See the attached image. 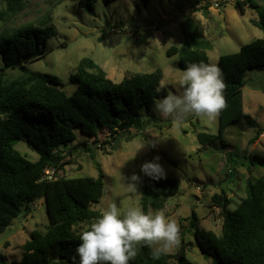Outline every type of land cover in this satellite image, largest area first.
I'll return each mask as SVG.
<instances>
[{"label":"rangeland","instance_id":"1","mask_svg":"<svg viewBox=\"0 0 264 264\" xmlns=\"http://www.w3.org/2000/svg\"><path fill=\"white\" fill-rule=\"evenodd\" d=\"M214 1L97 0L93 10L86 12L74 0H30L17 15L0 22V33L26 23L41 26L45 16L50 15L54 35L46 42L45 55L27 63L26 70L57 77L65 94L73 92L69 76L83 59L92 60L114 83L160 69L159 89L168 93L179 90L183 70L179 68L178 56H168L166 52L181 45L180 24L185 20H192L211 46L206 52L210 64L217 65L219 57L237 53L241 46L264 37L252 23L264 12V0H254L256 7L245 5L242 12L235 6L237 0L217 7ZM3 10L0 0V11ZM22 73L18 69H5L2 81L9 84ZM243 80V116L229 125L221 138L207 145H201L196 138L199 133L217 135L218 114L212 119L189 117L177 125L152 109L143 111L138 128L119 129L111 146L104 144L109 141L107 131L89 138L75 129L74 141L66 149L60 147L62 169L56 174L67 178H97L100 168L104 190L92 208L101 212L109 202L115 201L124 211L129 206L142 208L147 177L140 173V165L159 157L163 177L175 179L179 187L174 196L165 200L163 209L165 216L178 224L179 243L164 253H174L182 237L188 244L185 250L188 264H210L211 259H204L195 243L190 228L191 212L200 230L220 235L222 217L211 196L224 192L231 201L229 209L233 210L247 196V181L264 177V66L246 71ZM147 140L155 142L153 150L147 146L139 149ZM13 148L30 162L38 160V155L22 141L15 142ZM133 174L140 177L135 190L127 185ZM148 211L156 210L147 206ZM87 226L80 224L77 229L81 231ZM47 229L43 199L37 200L30 213H20L0 233V252L6 256L7 264L20 261L23 254L20 247L31 232L44 233ZM150 247L154 249L156 245Z\"/></svg>","mask_w":264,"mask_h":264},{"label":"trees","instance_id":"2","mask_svg":"<svg viewBox=\"0 0 264 264\" xmlns=\"http://www.w3.org/2000/svg\"><path fill=\"white\" fill-rule=\"evenodd\" d=\"M2 1L4 10L0 11V22L17 15L30 0ZM74 1L84 11L91 12L97 0ZM245 5L256 7V2L237 0L235 3L240 12ZM50 21L51 16L47 14L41 26L26 23L0 33L3 63L0 68V233L20 213H30L35 201L41 199L48 222L46 232H31L20 247L23 254L19 264H73L82 231L78 226H89L100 215L92 208L103 195L104 174L100 168L97 178H67L56 174L62 169L60 147L66 149L74 141V130L89 138L107 131L109 141L104 144L111 146L119 129L138 128L143 111H151L156 100L168 94L165 89H159L160 69L124 77L114 83L92 60L83 59L69 76L74 85L71 94L60 90L57 77L28 72L26 64L45 55L46 42L54 35ZM252 23L264 33V12ZM180 29L181 45L171 47L166 55H177L181 70L190 63H209L206 52L211 46L192 20L182 22ZM217 66L225 85V106L217 113V135L197 134L201 145L221 138L229 125L242 118L243 75L264 66V37L241 46L237 53L219 57ZM8 68L23 73L4 84L2 73ZM17 141L24 142L38 155V160L30 162L21 156L13 148ZM83 144L87 146L86 141ZM55 159L57 162L53 163ZM49 169L54 171V178L42 179L44 171ZM246 185L247 196L233 210L229 209L231 201L224 192L211 196L213 206L222 217L220 235L200 230L191 212L190 228L194 231L195 243L202 257L211 259L210 264H264V177L254 182L248 180ZM178 189L175 179L147 177L142 190V209L146 212L149 206L163 210L165 200ZM187 246L181 237L174 253H162L154 259L153 249L141 245L129 264H188ZM0 264H7L1 252Z\"/></svg>","mask_w":264,"mask_h":264},{"label":"clouds","instance_id":"3","mask_svg":"<svg viewBox=\"0 0 264 264\" xmlns=\"http://www.w3.org/2000/svg\"><path fill=\"white\" fill-rule=\"evenodd\" d=\"M178 91H169L153 105L162 118L180 125L189 117L212 119L225 106V87L220 68L210 63H190L182 71ZM153 148L155 142L144 141L140 148ZM138 149V150H139ZM140 173L152 180L162 179L159 157L140 165ZM140 177L128 178L127 185L136 189ZM179 227L163 210L145 212L140 206L121 211L115 201L101 209L100 215L79 233L73 264H129L141 245L156 247L154 259L179 243Z\"/></svg>","mask_w":264,"mask_h":264},{"label":"built area","instance_id":"4","mask_svg":"<svg viewBox=\"0 0 264 264\" xmlns=\"http://www.w3.org/2000/svg\"><path fill=\"white\" fill-rule=\"evenodd\" d=\"M230 0H215L214 6L217 7L219 3H226ZM54 178V171L52 169L45 170L44 175L42 176V179L51 180Z\"/></svg>","mask_w":264,"mask_h":264},{"label":"water","instance_id":"5","mask_svg":"<svg viewBox=\"0 0 264 264\" xmlns=\"http://www.w3.org/2000/svg\"><path fill=\"white\" fill-rule=\"evenodd\" d=\"M55 162H57V159H55V160L53 161V163H55ZM9 264H19V263L11 262V263H9Z\"/></svg>","mask_w":264,"mask_h":264}]
</instances>
